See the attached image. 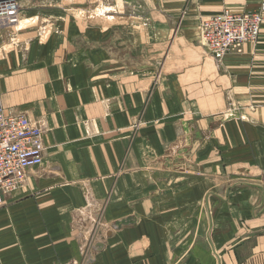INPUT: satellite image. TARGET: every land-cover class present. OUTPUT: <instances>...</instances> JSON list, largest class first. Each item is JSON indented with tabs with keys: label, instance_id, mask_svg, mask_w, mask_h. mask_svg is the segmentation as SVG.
<instances>
[{
	"label": "crops",
	"instance_id": "1",
	"mask_svg": "<svg viewBox=\"0 0 264 264\" xmlns=\"http://www.w3.org/2000/svg\"><path fill=\"white\" fill-rule=\"evenodd\" d=\"M262 2L120 0L84 27L65 13L117 1L17 0L0 102L44 160L4 197L0 264H264V20L219 62L196 36Z\"/></svg>",
	"mask_w": 264,
	"mask_h": 264
},
{
	"label": "built area",
	"instance_id": "2",
	"mask_svg": "<svg viewBox=\"0 0 264 264\" xmlns=\"http://www.w3.org/2000/svg\"><path fill=\"white\" fill-rule=\"evenodd\" d=\"M15 0L0 2V18H14ZM264 20V2L256 11L220 14L200 18L197 36L200 46L215 61L245 45H256ZM43 131L22 114L7 115L0 102V207L4 197L17 191L27 172L43 164Z\"/></svg>",
	"mask_w": 264,
	"mask_h": 264
},
{
	"label": "rangeland",
	"instance_id": "3",
	"mask_svg": "<svg viewBox=\"0 0 264 264\" xmlns=\"http://www.w3.org/2000/svg\"><path fill=\"white\" fill-rule=\"evenodd\" d=\"M2 1V0H1ZM17 2V0H15ZM117 1V8H114V7H111V8H92V9H83V8H80V9H76V10H72L70 12H67L65 14H73L75 16H77L81 22L84 23V27H86L87 25V21L90 17L95 18V19H99L103 16H105V14L108 16V17H111V18H118L120 16V12H125V13H128L129 15L130 14H133V12H135L134 9H120V0H116ZM18 13L16 16H14V18H7V19H2L0 18V20H3L5 22V24L7 26H9L11 29H16L18 26L21 27L22 23L20 22V18H21V21H22V18L26 17L24 16V13L25 12H30L31 10H28L27 8H20L18 7ZM66 11V10H65ZM39 15V10L37 12V14H35V16H38ZM24 16V17H23ZM110 20V19H108ZM83 27V26H82ZM43 28V26L40 27V29ZM45 28V27H44ZM57 26L55 25V23H50L49 26L46 28L48 29L49 31H53L56 32L57 30ZM198 28V26H197ZM17 30V29H16ZM37 32H38V29H37ZM196 36H197V32H196Z\"/></svg>",
	"mask_w": 264,
	"mask_h": 264
},
{
	"label": "water",
	"instance_id": "4",
	"mask_svg": "<svg viewBox=\"0 0 264 264\" xmlns=\"http://www.w3.org/2000/svg\"><path fill=\"white\" fill-rule=\"evenodd\" d=\"M118 226H120V224H118Z\"/></svg>",
	"mask_w": 264,
	"mask_h": 264
}]
</instances>
